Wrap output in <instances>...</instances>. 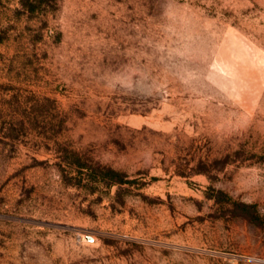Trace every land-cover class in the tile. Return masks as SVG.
Returning a JSON list of instances; mask_svg holds the SVG:
<instances>
[{
    "label": "rangeland",
    "instance_id": "obj_1",
    "mask_svg": "<svg viewBox=\"0 0 264 264\" xmlns=\"http://www.w3.org/2000/svg\"><path fill=\"white\" fill-rule=\"evenodd\" d=\"M0 264H264V0H0Z\"/></svg>",
    "mask_w": 264,
    "mask_h": 264
}]
</instances>
